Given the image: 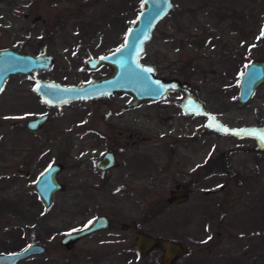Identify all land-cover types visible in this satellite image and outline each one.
Listing matches in <instances>:
<instances>
[{"label":"rangeland","instance_id":"rangeland-1","mask_svg":"<svg viewBox=\"0 0 264 264\" xmlns=\"http://www.w3.org/2000/svg\"><path fill=\"white\" fill-rule=\"evenodd\" d=\"M171 3L140 60L180 89L130 107L124 94L50 106L35 84L107 74L83 60L122 44L141 0H0V48L54 59L0 91V252L44 248L17 264H157L159 249L134 252L136 230L184 243L174 264H264V83L237 102L244 65L264 57V0ZM39 114L42 128L24 127ZM107 150L119 166L102 178L93 162ZM52 162L63 187L45 210L33 184ZM176 183L188 198L171 205ZM103 214L110 228L60 244Z\"/></svg>","mask_w":264,"mask_h":264},{"label":"water","instance_id":"water-1","mask_svg":"<svg viewBox=\"0 0 264 264\" xmlns=\"http://www.w3.org/2000/svg\"><path fill=\"white\" fill-rule=\"evenodd\" d=\"M136 18L133 24L126 29V35L122 44H119L114 50L96 57L87 56L83 60L85 68L96 70L99 66L109 67L107 74L91 78L86 82L71 86L66 84L44 80L35 84L34 90L37 92L42 102L50 106L63 105L69 101L77 99L87 100L98 98V96H108V94L127 95L130 99L126 107L138 105L142 101H160L166 94L172 90H178L182 87L181 81L176 77L165 78L162 75H156L155 65L145 63L140 60L145 43L152 35L151 31L160 18H163L171 7L172 0H142ZM27 16V14H25ZM39 17H33L32 20H38ZM124 47H121V46ZM121 50L117 52V49ZM53 57L47 52L28 54L25 51L15 50V48H0V91L5 79L12 74L29 75L35 70L43 71L50 69L53 65ZM238 79L237 102L244 104L246 100L254 94L256 87L264 83V57L254 59L244 65ZM243 74V75H242ZM47 115H38L33 119L28 118L25 122L30 130H36L39 126L45 124ZM129 137V135H126ZM114 152H105L95 163L97 168H112L118 166L114 157ZM61 164L50 163L48 167L40 172L33 187L35 193L41 197L44 206H48L53 194H56L63 185L56 180V173ZM219 184L216 187L208 188L204 194L217 192L222 189ZM188 192L181 190L179 184H175L167 201L171 205L177 203H186ZM128 226L125 224L122 228ZM110 227L106 215L94 217L91 224L83 229L64 234L59 240L61 245L69 246L73 241L82 239L86 235H91L94 231H102ZM133 250L136 254L146 257L151 250L159 248L162 256L158 264H174V261L182 255H188V248L181 241L164 239L161 236H152V234H143L136 230L133 233ZM43 246L31 243L24 246L19 251L10 253L0 252V264H17L22 258L28 257L33 253H42Z\"/></svg>","mask_w":264,"mask_h":264},{"label":"flooded vegetation","instance_id":"flooded-vegetation-1","mask_svg":"<svg viewBox=\"0 0 264 264\" xmlns=\"http://www.w3.org/2000/svg\"><path fill=\"white\" fill-rule=\"evenodd\" d=\"M141 3H143L142 0H141ZM99 67H100V66H99ZM102 67H103V66H102ZM172 91H174V90H172ZM169 93H170V92H169ZM39 115H40V114H39ZM44 115H45V114H44ZM46 115H47V114H46ZM27 119H28V118H27ZM27 119H26V120H27ZM31 119H33V118H31ZM47 119H48V116H47ZM26 120H25V122H26ZM46 121H47V120H46ZM24 124H25V123H24ZM45 124H46V122H45ZM45 124H43L42 126H39L38 128H39V129L42 128ZM24 127H26L27 129L30 130V128H28V127L26 126V124H25ZM36 129H37V128H36ZM30 131H36V130H30ZM125 135H126V134H125ZM116 136H117V137H120V136H121V132H117V133H116ZM126 142H127V140H126ZM111 151H112V150H111ZM111 151H110V150H107V151H104V153H105V152H106V153H107V152H111ZM113 152H114V151H113ZM114 153H115V152H114ZM114 153H113V154H114ZM102 155H103V153L100 155V157H101ZM100 157H99L97 160H99ZM114 157H115V154H114ZM115 159H116V157H115ZM97 160H94V162H93L94 164H93V165H94L95 171L99 174V177H102V178H105V176H109V175L111 174V170L114 169V168H116V167L118 168V166H119V164H118V166H115V167H112V168H101V169H100V168H97L96 165H95V164H96L95 162H96ZM52 163H53V162H52ZM55 163H56V162H55ZM58 163L61 164L60 162H58ZM58 163H57V164H58ZM48 165H49V164H48ZM61 165L63 166V164H61ZM62 166L60 167L59 171L61 170ZM59 171L56 173V180H57V177H58V173H59ZM39 174H40V173H39ZM39 174H38V175H39ZM38 177H39V176H38ZM99 179H100V178H99ZM36 180H37V179H36ZM36 180H35V181H36ZM57 181H58V180H57ZM58 182H60V181H58ZM34 183H35V182H34ZM60 183H61V182H60ZM61 184H62V183H61ZM33 185H34V184H33ZM221 188L223 189V186H222ZM33 190H34V189H33ZM34 192H35V191H34ZM53 195H55V194H53ZM53 195H52V198L54 197ZM35 196L38 197V201H40L42 207H44L45 210L50 208V203H51L52 198L50 199V202H49L48 206H44V203H43L42 200L40 199L41 197H39L36 193H35ZM106 216H107V215H106ZM107 218H108V216H107ZM92 221H93V220H92ZM108 224L110 225L109 218H108ZM125 224H126V223H125ZM125 224H123V226H124ZM127 225H128V224H127ZM123 226H122V227H123ZM110 227H111V225H110ZM110 227H108V228H110ZM122 227H121L122 230H125V229L127 228V226L125 227V229H123ZM108 228H106V229H108ZM106 229H104V230H106ZM104 230H102V231H104ZM96 231L99 232V230H96ZM96 231H94V232H96ZM134 232H136V231H134ZM134 232H133V233H134ZM92 234H93V233H92ZM73 242H74V241H73ZM70 245H71V244H70ZM70 245H69V246H70ZM158 249H159V248H156V249H153V250H151V251L153 252L154 250H158ZM159 251H160V249H159ZM2 252H3V251H2ZM160 255L162 256L161 251H160ZM159 258H160V256H159ZM159 258H158V260H159ZM157 264H158V263H157Z\"/></svg>","mask_w":264,"mask_h":264},{"label":"snow or ice","instance_id":"snow-or-ice-1","mask_svg":"<svg viewBox=\"0 0 264 264\" xmlns=\"http://www.w3.org/2000/svg\"><path fill=\"white\" fill-rule=\"evenodd\" d=\"M262 34H264V33H262ZM121 47H124L123 45L121 46ZM121 49L120 48H118L117 49V52H119ZM243 75V74H242ZM253 135H257V133H252ZM259 138L261 139V140H264V133H260L259 134ZM92 223V221H89V224H91Z\"/></svg>","mask_w":264,"mask_h":264}]
</instances>
